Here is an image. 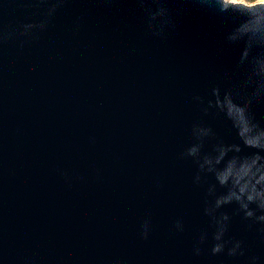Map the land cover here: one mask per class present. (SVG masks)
Returning a JSON list of instances; mask_svg holds the SVG:
<instances>
[{
	"label": "water",
	"instance_id": "water-1",
	"mask_svg": "<svg viewBox=\"0 0 264 264\" xmlns=\"http://www.w3.org/2000/svg\"><path fill=\"white\" fill-rule=\"evenodd\" d=\"M0 264H264V4L0 0Z\"/></svg>",
	"mask_w": 264,
	"mask_h": 264
},
{
	"label": "rangeland",
	"instance_id": "rangeland-1",
	"mask_svg": "<svg viewBox=\"0 0 264 264\" xmlns=\"http://www.w3.org/2000/svg\"><path fill=\"white\" fill-rule=\"evenodd\" d=\"M227 2L242 4L245 6H254L257 4H264V0H225Z\"/></svg>",
	"mask_w": 264,
	"mask_h": 264
}]
</instances>
